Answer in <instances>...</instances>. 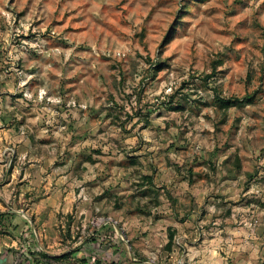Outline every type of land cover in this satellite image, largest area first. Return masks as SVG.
Segmentation results:
<instances>
[{
  "label": "rangeland",
  "instance_id": "374dc122",
  "mask_svg": "<svg viewBox=\"0 0 264 264\" xmlns=\"http://www.w3.org/2000/svg\"><path fill=\"white\" fill-rule=\"evenodd\" d=\"M215 258L264 264V0H0V264Z\"/></svg>",
  "mask_w": 264,
  "mask_h": 264
},
{
  "label": "trees",
  "instance_id": "16d2710c",
  "mask_svg": "<svg viewBox=\"0 0 264 264\" xmlns=\"http://www.w3.org/2000/svg\"><path fill=\"white\" fill-rule=\"evenodd\" d=\"M253 99L252 95L244 96L242 98H237V97H231V98H219L218 101L221 105L223 106H231L236 103L242 104V103H249ZM14 214V213H11ZM70 255V254H69ZM67 255L63 254L62 257H65Z\"/></svg>",
  "mask_w": 264,
  "mask_h": 264
},
{
  "label": "crops",
  "instance_id": "0c3cea01",
  "mask_svg": "<svg viewBox=\"0 0 264 264\" xmlns=\"http://www.w3.org/2000/svg\"><path fill=\"white\" fill-rule=\"evenodd\" d=\"M212 262H214L213 264H217V262H218V259L217 258H215L214 260H212V259H210Z\"/></svg>",
  "mask_w": 264,
  "mask_h": 264
}]
</instances>
